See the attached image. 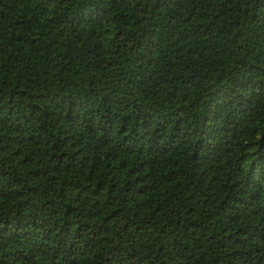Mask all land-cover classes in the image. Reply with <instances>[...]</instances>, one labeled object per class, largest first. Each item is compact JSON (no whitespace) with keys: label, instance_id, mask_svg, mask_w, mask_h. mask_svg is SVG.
<instances>
[{"label":"trees","instance_id":"1","mask_svg":"<svg viewBox=\"0 0 264 264\" xmlns=\"http://www.w3.org/2000/svg\"><path fill=\"white\" fill-rule=\"evenodd\" d=\"M0 264H264V0H0Z\"/></svg>","mask_w":264,"mask_h":264}]
</instances>
